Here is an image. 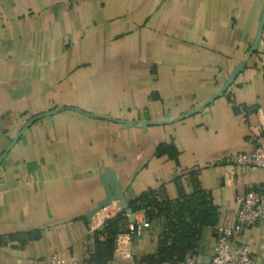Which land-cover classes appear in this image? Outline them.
<instances>
[{"label": "crops", "instance_id": "crops-1", "mask_svg": "<svg viewBox=\"0 0 264 264\" xmlns=\"http://www.w3.org/2000/svg\"><path fill=\"white\" fill-rule=\"evenodd\" d=\"M263 124L264 0H0V263L83 262L110 194L124 206L164 183L218 206L193 254L209 261L236 194L264 185V168L225 179ZM163 225L118 262L155 252ZM242 238L264 264V221Z\"/></svg>", "mask_w": 264, "mask_h": 264}, {"label": "trees", "instance_id": "trees-1", "mask_svg": "<svg viewBox=\"0 0 264 264\" xmlns=\"http://www.w3.org/2000/svg\"><path fill=\"white\" fill-rule=\"evenodd\" d=\"M165 147L163 152L173 155V149ZM180 190L178 196H172L164 183L145 189L138 198L128 202L132 210H145L150 225L159 221L164 224L156 251L128 264H179L194 254L202 228L218 223V206L206 189L196 184L192 192ZM126 212L127 207L106 218L103 225L92 232V246L84 263L125 264L118 262L115 248L117 236L130 231Z\"/></svg>", "mask_w": 264, "mask_h": 264}, {"label": "built area", "instance_id": "built-area-1", "mask_svg": "<svg viewBox=\"0 0 264 264\" xmlns=\"http://www.w3.org/2000/svg\"><path fill=\"white\" fill-rule=\"evenodd\" d=\"M235 166H250L254 169L264 168V130L250 148L230 155L225 173V179L230 185L233 184L235 179ZM235 201L238 204L236 223L232 226L219 227L211 259L207 262H200L193 255H190L179 264H256L250 245L243 240L242 233L246 227L264 221V185L260 189H251L236 194ZM101 210L104 212V215L109 218L121 211L122 206L112 200L110 203L104 205ZM127 213L128 211L126 214ZM91 222L95 223L93 216L91 217ZM149 225L147 220L139 224L129 223L130 231L120 233L117 236L115 251L117 253L126 251L128 237ZM7 264L16 263L10 262ZM24 264L86 263L79 260L67 259L62 254L57 253L49 260L34 259Z\"/></svg>", "mask_w": 264, "mask_h": 264}, {"label": "water", "instance_id": "water-1", "mask_svg": "<svg viewBox=\"0 0 264 264\" xmlns=\"http://www.w3.org/2000/svg\"><path fill=\"white\" fill-rule=\"evenodd\" d=\"M108 176H109L110 179H113L114 174L111 172V173L108 174ZM120 195H121V194H120ZM118 197H119V196H116V198H118ZM119 198H120V197H119ZM112 199H113V196L110 194V195L106 198V200H105L104 202H102V204H100V206H99V208H98L97 210H100L104 205L110 203V202L112 201ZM121 206H122V205H121ZM126 207H127V211H130V210H131V208L128 207V203H126V205L122 206V210H123L124 208H126Z\"/></svg>", "mask_w": 264, "mask_h": 264}]
</instances>
